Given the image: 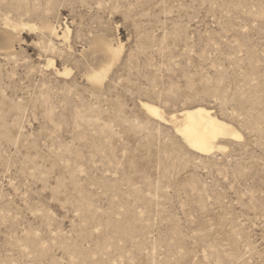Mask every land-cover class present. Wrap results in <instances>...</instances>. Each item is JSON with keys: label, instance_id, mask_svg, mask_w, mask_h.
Segmentation results:
<instances>
[{"label": "rangeland", "instance_id": "374dc122", "mask_svg": "<svg viewBox=\"0 0 264 264\" xmlns=\"http://www.w3.org/2000/svg\"><path fill=\"white\" fill-rule=\"evenodd\" d=\"M0 264H264V0H0Z\"/></svg>", "mask_w": 264, "mask_h": 264}, {"label": "bare ground", "instance_id": "6f19581e", "mask_svg": "<svg viewBox=\"0 0 264 264\" xmlns=\"http://www.w3.org/2000/svg\"><path fill=\"white\" fill-rule=\"evenodd\" d=\"M33 27V26H32ZM111 51L119 50L110 46ZM109 68L94 70L89 78L102 83ZM142 107L153 117L166 120L163 110L156 104L142 101ZM176 132L183 138L189 148L199 153H210L219 148V138H241L242 134L233 125L213 114V110L204 106L183 109L174 115Z\"/></svg>", "mask_w": 264, "mask_h": 264}]
</instances>
